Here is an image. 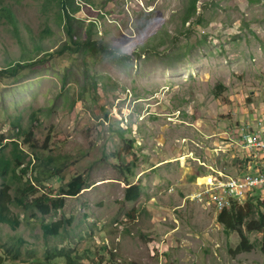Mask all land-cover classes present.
Here are the masks:
<instances>
[{
    "label": "rangeland",
    "instance_id": "1",
    "mask_svg": "<svg viewBox=\"0 0 264 264\" xmlns=\"http://www.w3.org/2000/svg\"><path fill=\"white\" fill-rule=\"evenodd\" d=\"M90 1L76 13L82 33L95 22L108 49L50 55L65 39L53 0H0L13 15L0 9V68L42 58L0 73V139L28 149L15 134L32 119L36 152L62 168L42 189L78 174L90 184L44 216L68 221L56 236H42L40 219L0 223V256L41 264L56 247L81 264H264L260 233L232 255L237 233L185 198L210 168H241L236 129L264 116V0H199L186 23V0ZM125 176L141 184L134 201ZM18 238L23 263L2 250Z\"/></svg>",
    "mask_w": 264,
    "mask_h": 264
},
{
    "label": "trees",
    "instance_id": "2",
    "mask_svg": "<svg viewBox=\"0 0 264 264\" xmlns=\"http://www.w3.org/2000/svg\"><path fill=\"white\" fill-rule=\"evenodd\" d=\"M89 7L93 6L90 0H84ZM199 0H186L183 9L182 22L186 23L196 14V4ZM61 23L65 39L55 48L48 52L51 54H62L68 52L87 53L95 50H107V44L92 37L91 27L95 22H89L84 33L81 30L82 21L76 16L80 10V0H53ZM8 19L12 20V13L6 8H0ZM197 21V20H196ZM36 49L40 46L36 45ZM42 58L36 60H15L0 68L1 74L15 75L25 65L35 64ZM29 61V60H28ZM17 128L16 136L24 135V143L29 147L24 149L19 146L15 136L2 137L0 139V223L7 224L16 229L23 221L40 219L43 237L56 236L65 227L68 221L59 218L53 221H45V215H54L61 210L67 196H77L81 191L90 186L86 177L82 174L72 176L67 182L60 184L57 193L53 190L46 192L44 181L61 175V167L55 162L51 155H43L36 152L32 144L33 129ZM6 140L5 142H3ZM130 170L129 167H126ZM123 192L125 201H134L141 195V184L127 182ZM17 209V211H14ZM216 220L223 226L226 234L236 232L239 242L234 248H230L232 255L249 251L252 243L247 239V232L260 233L259 247L264 255V203L256 198H246L242 203L234 201L230 206L217 211ZM24 240L18 238L2 246L5 256L11 261L19 260L22 255ZM45 262L41 264H58L54 259L62 258V264H81L70 251L64 248L47 249L44 253ZM23 263L24 260H19ZM0 264H10L0 256Z\"/></svg>",
    "mask_w": 264,
    "mask_h": 264
},
{
    "label": "built area",
    "instance_id": "3",
    "mask_svg": "<svg viewBox=\"0 0 264 264\" xmlns=\"http://www.w3.org/2000/svg\"><path fill=\"white\" fill-rule=\"evenodd\" d=\"M236 132L239 149L244 152L238 160L241 168L233 174L210 168L211 171L195 177L196 189L186 199L216 212L248 197L264 203V116L253 126L242 125ZM227 138H231L229 134Z\"/></svg>",
    "mask_w": 264,
    "mask_h": 264
}]
</instances>
